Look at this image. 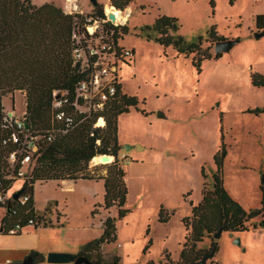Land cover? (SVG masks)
Returning a JSON list of instances; mask_svg holds the SVG:
<instances>
[{
	"label": "rangeland",
	"instance_id": "obj_1",
	"mask_svg": "<svg viewBox=\"0 0 264 264\" xmlns=\"http://www.w3.org/2000/svg\"><path fill=\"white\" fill-rule=\"evenodd\" d=\"M29 1L37 7L51 3L67 14L83 16L84 22L98 19L89 0ZM210 1L133 0L128 7V21L123 26L126 34L119 43L133 50L134 56L130 65L120 68V84L123 94L135 97L138 109L146 115L129 108L117 120L119 160L127 189L124 208L129 213L116 220V240L102 245L103 264L112 263L114 257H119L118 264L179 263L185 236L181 220L190 215V203H198L203 184L210 188L211 172L216 169L213 158L221 149L225 152L222 178L227 194L245 210L260 206L264 114L255 112L264 108V87L252 85L251 78L264 80V36H254L263 32L255 28L254 18L264 14V0H233L232 5L229 0H212L213 7ZM97 3L103 5L105 14L108 0ZM158 16L175 18L179 24L175 35L185 43L200 40L199 55L177 56L173 47L155 43V33L145 27ZM212 28L216 36L238 42L220 53V58L203 60L198 67L193 58L205 51L215 54L216 42L208 39ZM3 106L21 116L22 93L5 97ZM91 162V174H106L110 163L91 166ZM22 184L15 182L11 192ZM33 190L38 208L46 207L51 195L60 200L68 219L64 230L54 231L58 237L53 235V239L63 238L64 245L72 249L99 238L106 217L116 218V207H103V189L96 196L100 204L93 208V217L89 201L60 193L53 183H35ZM161 208L169 215L166 223L158 222ZM42 212L43 208L38 214ZM259 230L241 233L239 245L223 234L216 239L218 252L206 264H264V232ZM211 239L198 247L207 248Z\"/></svg>",
	"mask_w": 264,
	"mask_h": 264
},
{
	"label": "trees",
	"instance_id": "obj_2",
	"mask_svg": "<svg viewBox=\"0 0 264 264\" xmlns=\"http://www.w3.org/2000/svg\"><path fill=\"white\" fill-rule=\"evenodd\" d=\"M229 2L232 5L233 0ZM132 3L133 0H109V4L120 11H124ZM210 4L213 7L212 0ZM94 9L98 18H104L103 5ZM75 18L81 20L83 16L66 14L51 3L37 7L29 0H0V179H5L11 170L8 156L14 150L12 145H2V140L7 136V132L1 127V118L5 112L2 101L5 97H13L16 92L22 93L27 129L32 136L40 137L37 150L26 168L29 174L23 183V195L27 196L28 200L25 206H17L14 213H5L1 230L7 233L16 224L26 225L30 219L34 220V228L45 227L50 223L45 219L48 217V210L45 209L39 214L34 211L35 183L102 180L103 207L105 210L116 207V218L106 217L102 222L103 231L100 237L83 245L78 255L85 256L93 264H103L100 256L102 245L116 240V220L129 213L124 208L127 189L125 172L119 160L121 148L117 139V120L120 115L129 113V108H134L142 115L146 114L138 109V100L135 97L121 93L120 86L118 102L109 105L100 114L104 120L103 127H93L97 116H89L82 122L77 117L76 126L69 129L54 120L52 93L57 91L72 96L76 85L83 78L72 60L71 34ZM254 26L264 32V14L254 18ZM145 29L155 33V43L164 48L173 47L177 56L187 58L191 54L200 53V40L195 44H187L180 36L175 35L179 30L175 18L158 16ZM121 30V34H126L125 27H120ZM208 35V39L213 42L225 40L216 36L213 28ZM220 57V53L212 56L205 51L201 56L193 58V62L196 61L199 67L203 60ZM258 79V76H252V85L264 87V80ZM255 113L264 114V108ZM65 130L66 133L63 132ZM102 155L113 157V161L107 164L104 176H95L88 170V165L93 158ZM224 157L225 152L222 149L214 156L216 169L211 172L210 188L205 189L203 184L200 201L196 205L190 203V215L181 220L185 236L179 252L180 262L177 264L199 262L205 255H210V259H213L219 250L214 239L219 230L237 235L257 228L264 229V183L259 187L260 206L245 210L224 189ZM18 168L19 165L15 170ZM4 181L7 189L14 182ZM94 214L95 210L91 212V216ZM256 218L259 221L254 224ZM168 219L169 215L161 208L158 222L166 223ZM209 239L211 240L207 248L198 247V244ZM118 263L119 257H114L110 264Z\"/></svg>",
	"mask_w": 264,
	"mask_h": 264
},
{
	"label": "built area",
	"instance_id": "obj_3",
	"mask_svg": "<svg viewBox=\"0 0 264 264\" xmlns=\"http://www.w3.org/2000/svg\"><path fill=\"white\" fill-rule=\"evenodd\" d=\"M125 25L126 22L121 24L110 20L106 12L104 18L86 20V22L84 18L74 19L71 34L72 60L83 78L76 85L72 96L57 91L52 93L54 120L62 123L66 129L76 126L78 118L82 122L89 116H97L94 128L103 127L104 120L100 114L120 99V68L124 64L130 65L134 56L133 50L123 48L119 43L122 36L120 27ZM99 121H102L103 125H99ZM25 124L27 125L24 112L18 116L14 109L4 112L1 118V127L7 132L2 145H12L14 150L8 156L11 170L5 179H0V222L7 212V205L12 195L20 190L11 192L12 185L17 181L24 183V179L29 174L26 168L37 150L40 137L32 136ZM17 165L19 168L15 170ZM4 180L14 182L7 189ZM27 200L28 197L22 194L18 201L13 203L10 212L14 213L17 206H25ZM33 225L34 220L30 219L24 226L33 227ZM24 226L20 223L16 224L7 234L17 235L25 228Z\"/></svg>",
	"mask_w": 264,
	"mask_h": 264
},
{
	"label": "crops",
	"instance_id": "obj_4",
	"mask_svg": "<svg viewBox=\"0 0 264 264\" xmlns=\"http://www.w3.org/2000/svg\"><path fill=\"white\" fill-rule=\"evenodd\" d=\"M109 2V0H108ZM3 104V101H2ZM4 107V106H3ZM5 108V107H4ZM10 112L11 110H5ZM125 156V155H124ZM123 156V157H124ZM106 164V163H105ZM93 165H96L93 163ZM92 162H91V166ZM47 183H53L58 191L62 194L71 196L73 198L79 197L83 201H89L91 203L90 216L93 208L100 203H96V196L99 191L104 190V184L102 180H77V181H51ZM42 184V183H41ZM45 184V183H44ZM55 191V189H54ZM104 193V192H103ZM56 194V191L54 192ZM34 198V196H33ZM201 199L198 200V202ZM34 201V199H33ZM66 199H63L64 204ZM103 203V202H102ZM43 208V211L48 210V217L45 219L50 222L45 227H25L19 234L11 236L7 233H3L1 230L0 222V264H14L21 263L29 254L33 253L34 264H47L45 262V256L50 252L58 253H72L78 254L82 246L79 245V249L75 250L67 245H64L63 238L58 240L53 239V235L57 236L54 231L64 230L66 228L65 224L68 219L67 215L64 214V210L60 206V200L56 195L49 196L47 200V206L38 208L34 202V211L37 214L39 210ZM92 217V216H91ZM259 231H263L264 229ZM51 234H48V233ZM54 233V234H53ZM225 234L222 232L221 236ZM228 234V233H227ZM230 239H235L239 237V242H243L241 234L230 236ZM264 240V238H263ZM205 242H203L204 244ZM202 244V245H203ZM215 257V256H214ZM42 259V260H41ZM214 259V258H213ZM219 264V262H217Z\"/></svg>",
	"mask_w": 264,
	"mask_h": 264
},
{
	"label": "water",
	"instance_id": "obj_5",
	"mask_svg": "<svg viewBox=\"0 0 264 264\" xmlns=\"http://www.w3.org/2000/svg\"><path fill=\"white\" fill-rule=\"evenodd\" d=\"M89 2L92 4L93 7H98L99 4L97 3V0H89ZM108 17L110 20H115V16L113 14H108ZM256 38H260L264 36V32H256L254 35ZM238 41L236 40H221L214 44V53H225L228 52L233 45H235ZM25 127L27 128V125L25 124ZM127 148H130L129 146H126ZM102 161H106L107 157L106 155L100 156ZM264 181H262V184ZM23 194V188L19 191L15 192L12 195L11 201L8 202L7 205V213L10 212V210L13 207V203L17 202L19 197ZM222 230H219L217 234L214 236V239H219L221 237ZM232 236V234H229ZM233 244L239 245V239L236 238L233 241ZM34 254H29L21 263H14V264H34ZM211 258L210 255H205L199 262H193V263H186V264H206V261ZM45 262L48 264H93L88 258L85 256H80L78 254H72V253H58V252H50L45 256Z\"/></svg>",
	"mask_w": 264,
	"mask_h": 264
},
{
	"label": "bare ground",
	"instance_id": "obj_6",
	"mask_svg": "<svg viewBox=\"0 0 264 264\" xmlns=\"http://www.w3.org/2000/svg\"><path fill=\"white\" fill-rule=\"evenodd\" d=\"M69 2H70V0H67V3H69ZM75 9H76V7H75ZM104 10H105L106 14H113L115 16V22H119V23L123 24L124 22L128 21V17H129V13H130V9L129 8H127L124 12H122L120 10L115 9L110 4H105L104 5ZM98 124L99 125H103L102 121H99ZM92 161L95 164H98V163H111L113 161V157L108 156L106 161H102L100 156H96L95 158H93Z\"/></svg>",
	"mask_w": 264,
	"mask_h": 264
}]
</instances>
